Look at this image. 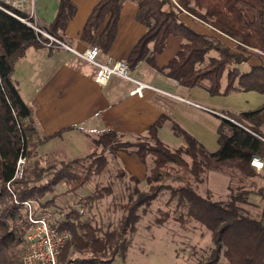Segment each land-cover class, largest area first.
Instances as JSON below:
<instances>
[{
    "label": "trees",
    "instance_id": "16d2710c",
    "mask_svg": "<svg viewBox=\"0 0 264 264\" xmlns=\"http://www.w3.org/2000/svg\"><path fill=\"white\" fill-rule=\"evenodd\" d=\"M123 1L100 0L81 30V41L98 47L106 55L116 35ZM137 4V19L146 26V31L126 58L129 70L146 61L178 85L204 88L211 96L246 91L264 94V0H137ZM72 12L71 0H59L56 17L45 30L62 40L60 32L65 30ZM184 15L207 25L213 34L194 31L183 21ZM26 16L0 2V264H19L14 248L24 243L28 232L23 203L28 200H34L40 208L36 217L70 234L57 264H114L117 257L124 259L129 245L127 236L135 231L142 214L162 190H168L169 199L176 198L177 205L185 210L177 221L186 224L191 219L211 232L213 248L198 264H217L220 258L226 264H264V223L240 206L246 204L250 192L237 190L226 200H214L210 192L203 196L197 189L207 171L222 166L244 178L256 176L249 161L253 156L264 159V142L256 136L264 138L261 133L264 105L252 111L222 112L230 120L220 117L219 148L215 152H208L175 124L171 130L182 144L177 148L166 145L158 137L167 120L161 114L144 135L134 140L122 141L116 132L108 131L93 139L99 151L95 149L85 158L60 162L58 168H42L38 149L49 137L30 141L38 134L34 103L22 99L12 79L16 61L30 46H40L38 35L17 18ZM169 36L179 37L182 42L175 56L158 66L155 56L163 50ZM228 42L235 45L234 49ZM253 57L259 62L241 70L240 66ZM119 151L134 153L142 162L151 157L152 166L144 179L147 190H136L118 204L121 216L113 228L102 231L90 222H80L75 210L61 219L46 215L53 203V198L43 200L46 195L62 184L67 186V192L82 189L103 172L108 163L106 154L115 155ZM20 157L32 161L24 167L22 179L16 180ZM118 172L119 176L126 174L123 170ZM128 179L140 182L131 175ZM16 184L21 189L6 188ZM111 192V186H102L85 198L94 202ZM258 195L264 200V195ZM167 217L156 222L162 223ZM70 254L87 256L71 259Z\"/></svg>",
    "mask_w": 264,
    "mask_h": 264
},
{
    "label": "crops",
    "instance_id": "0c3cea01",
    "mask_svg": "<svg viewBox=\"0 0 264 264\" xmlns=\"http://www.w3.org/2000/svg\"><path fill=\"white\" fill-rule=\"evenodd\" d=\"M99 1L71 0L72 15L65 30L60 32V37L67 46L77 51L91 47L81 41L80 33L93 7ZM58 6L59 0H35L32 7L39 26L43 29L51 26ZM137 13V0L123 1L116 35L108 53L106 55L100 53L101 61L108 57L112 60L126 61L134 44L146 31V26L137 19ZM182 19L196 32L213 34L207 25L190 16L184 15ZM181 42L179 37L169 36L163 50L155 56L156 64L162 66L174 57ZM228 45L233 49L235 47L231 42H228ZM151 46L152 44H149V48ZM258 62L259 60L253 57L247 64H242L240 69L246 70L249 65ZM262 63L264 64V58ZM129 71L130 76L137 81L192 100L222 115L227 112L226 109L244 112L264 105V94L255 91L211 96L204 88H185L152 68L146 61L140 62ZM96 72V67L64 48L30 46L16 61L13 82L22 99L26 103H34L33 118L38 134L30 141L35 142L44 136L49 137L38 149L40 158H54L59 162L85 158L94 151L96 145L93 139L100 134L114 131L119 138L134 139L144 135L147 128L161 114H165L167 120L159 129L158 137L165 144L173 142L176 146L173 148L182 144L171 130L175 124L195 138L208 152H215L219 148L217 142L219 115L151 89H143L141 95L130 94L136 84L116 75H111L104 85L98 84L94 79ZM224 86L225 78L222 79V89ZM222 98L229 101L221 105L224 103ZM261 133L264 136V127L261 128ZM106 157L107 162L114 161L111 166L115 165L116 169L123 170L128 176L131 175L139 181L145 179L152 166V160L151 163L148 162V157L142 162L134 153L119 151L115 155L106 154ZM262 160L264 162V159ZM239 177L242 176L228 166H222L219 170H209L201 183L202 189L210 192L212 197L215 196L214 200L225 199L234 186L236 187L234 190L237 191V187L243 185L244 182H241ZM251 178L256 179L255 182L245 183L251 185L250 194L255 198V204L262 205L260 216L264 223V200L260 199L257 190L252 191L253 187H264V168ZM62 186L67 187L64 184Z\"/></svg>",
    "mask_w": 264,
    "mask_h": 264
},
{
    "label": "rangeland",
    "instance_id": "374dc122",
    "mask_svg": "<svg viewBox=\"0 0 264 264\" xmlns=\"http://www.w3.org/2000/svg\"><path fill=\"white\" fill-rule=\"evenodd\" d=\"M211 55H215L212 53ZM131 74V71L128 72ZM224 105L227 98H222ZM231 101V100H230ZM235 101H232L234 103ZM227 112H236L234 109H226ZM123 140H134L124 139ZM166 144L173 148L176 147L173 142H166ZM99 151L100 147L95 146L94 151ZM110 155L109 153H107ZM52 157V155H47ZM46 157V156H44ZM262 159V158H261ZM152 158L148 157V162L151 163ZM32 161V160H30ZM29 161V162H30ZM109 161V158H108ZM88 160H85L84 164L87 165ZM59 161L54 158H41L40 167H59ZM110 163V164H109ZM114 161L108 162L103 173L99 176L93 177L82 189L74 192H67V187L59 185L52 194H48L43 200H49L53 198L52 205L47 209L46 215H51L54 219H61L63 215L67 214L71 210L78 212L80 216V222H90L92 226H99L103 230L113 228L117 220L121 216V210L118 208V204L125 202L128 199V195L138 191H146L148 186L145 181L134 183L128 179V175L119 176L118 169L115 168ZM107 171V172H106ZM255 177V176H254ZM241 182H255L256 179L239 177ZM260 181V180H258ZM238 186V190L251 191L249 188L251 185L245 183ZM177 185V183H170ZM246 185V186H245ZM102 186H111L112 192L109 195H105L99 200L94 202L87 200L85 197L90 196L96 189ZM9 190L14 188H20L19 184L6 187ZM66 188V190L64 189ZM234 186L231 189V194H236ZM248 188V189H246ZM253 192L264 195V187H253ZM21 189V188H20ZM198 192L201 195H205V191L200 184ZM229 193V195H230ZM170 192L168 190H162L154 201L151 202L147 208L145 214H142L138 223L136 224L135 231L130 233L127 237L129 245L126 251L124 259L117 257L114 260V264H198L200 261L205 260L211 249L213 248V242L211 239V232L200 223L194 220H188L186 224H182L176 220L180 215L184 214V208L177 205L176 198L169 199ZM228 195V196H229ZM215 196L212 198L214 199ZM246 204H241V208L247 212L248 215L260 216V209L262 205L255 204V198L248 194L246 196ZM221 199V200H226ZM26 207V222L29 230L28 216H38L40 208H38L37 202L34 200H28L23 202ZM162 223H157L156 220L164 218ZM26 231V232H27ZM23 244L17 245L14 249V254L17 256L20 264V257L23 250ZM87 256V255H84ZM80 254H70L68 258H82ZM217 264H226L223 258H220Z\"/></svg>",
    "mask_w": 264,
    "mask_h": 264
},
{
    "label": "built area",
    "instance_id": "2783aa9c",
    "mask_svg": "<svg viewBox=\"0 0 264 264\" xmlns=\"http://www.w3.org/2000/svg\"><path fill=\"white\" fill-rule=\"evenodd\" d=\"M0 2L27 15L23 18H17L29 26L38 35V42L41 46L47 48H64L72 52L78 58L85 60L92 66L96 67L97 72L94 79L98 84L104 85L111 75H116L124 79H128L136 84V87L130 91V94L141 95L143 89H151L157 93L174 98L193 107L203 109L217 114L220 117L229 119L225 115L219 114L192 100H188L179 95L172 94L135 80L128 74L129 68L126 61L112 60L110 57L106 58L105 61H101L99 58L100 49L96 46H92L83 51H77L67 46L62 40L39 26L35 10L32 7L35 0H0ZM256 136L264 142L263 137L258 135ZM28 162L29 160L25 157H20L18 159L14 179H22L24 167ZM249 164L256 172H260L264 168L263 160L257 156L251 157ZM28 222L30 227L23 244L20 264H57L59 255L61 254L65 243L70 239L69 232L67 230H59L56 227L51 226L48 220L42 217H34L31 214L28 216Z\"/></svg>",
    "mask_w": 264,
    "mask_h": 264
}]
</instances>
